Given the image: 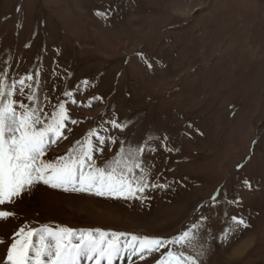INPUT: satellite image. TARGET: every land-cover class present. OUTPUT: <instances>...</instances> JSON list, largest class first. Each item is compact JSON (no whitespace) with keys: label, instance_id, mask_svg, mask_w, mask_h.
Wrapping results in <instances>:
<instances>
[{"label":"rangeland","instance_id":"374dc122","mask_svg":"<svg viewBox=\"0 0 264 264\" xmlns=\"http://www.w3.org/2000/svg\"><path fill=\"white\" fill-rule=\"evenodd\" d=\"M28 75L33 107L64 103L77 121L45 162L87 139L100 167L139 146L163 187L125 200L39 182L0 205L14 214L0 219V264L25 225L164 241L113 264H264V0H0V79Z\"/></svg>","mask_w":264,"mask_h":264},{"label":"snow or ice","instance_id":"6c2138e0","mask_svg":"<svg viewBox=\"0 0 264 264\" xmlns=\"http://www.w3.org/2000/svg\"><path fill=\"white\" fill-rule=\"evenodd\" d=\"M7 76V73H4ZM34 76L13 81L9 86L0 79V205L13 203L16 198L31 191L39 182L52 188H60L65 192L89 193L102 197L121 199H142L149 187H163L148 182L149 173L143 169L140 157L143 147L129 149L103 167L97 166L93 159L95 146L92 139L77 142L55 163H47L44 155L59 139L65 138L64 130L67 123H77L67 114L64 103L58 104V110L45 115L36 104L37 96L31 91ZM87 83V82H85ZM26 96L17 100L16 96ZM90 106V105H89ZM50 117V118H49ZM113 127L123 128V125L112 122ZM100 145L105 143L103 137L91 132ZM102 151V149H101ZM141 169V174H136ZM248 187L251 185L245 181ZM14 215L0 211V219ZM237 224H244L242 219ZM124 233L105 232L102 230L79 232L65 228L41 226L32 229L27 225L21 227L8 246L5 264H113V261L123 253L144 257L145 253L159 250L164 241L158 238L126 237ZM123 238V239H122ZM187 241L189 233L185 232L177 243ZM4 241L0 240V244ZM187 246V244L185 245ZM167 264H198L195 257L174 256L169 253Z\"/></svg>","mask_w":264,"mask_h":264},{"label":"bare ground","instance_id":"6f19581e","mask_svg":"<svg viewBox=\"0 0 264 264\" xmlns=\"http://www.w3.org/2000/svg\"><path fill=\"white\" fill-rule=\"evenodd\" d=\"M240 248H243V247H240ZM240 248H239V249H240ZM237 252H238V251H237ZM235 253H236V252H235ZM127 256L130 257V256H131V253L129 252ZM138 257H140V256H134V260H136Z\"/></svg>","mask_w":264,"mask_h":264}]
</instances>
